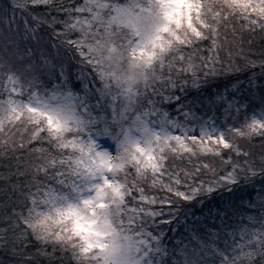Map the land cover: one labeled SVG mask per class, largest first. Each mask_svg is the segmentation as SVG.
<instances>
[{
	"label": "snow or ice",
	"instance_id": "1",
	"mask_svg": "<svg viewBox=\"0 0 264 264\" xmlns=\"http://www.w3.org/2000/svg\"><path fill=\"white\" fill-rule=\"evenodd\" d=\"M220 78L225 95L185 102ZM253 139L264 149V0H0V264H264Z\"/></svg>",
	"mask_w": 264,
	"mask_h": 264
},
{
	"label": "trees",
	"instance_id": "2",
	"mask_svg": "<svg viewBox=\"0 0 264 264\" xmlns=\"http://www.w3.org/2000/svg\"><path fill=\"white\" fill-rule=\"evenodd\" d=\"M259 40L260 38L257 36V43H259ZM241 79H243V77H241ZM234 83V78L231 81L226 78L216 80L210 79L199 91L189 89L185 97V102L190 103V105H207L210 97L223 96L225 94V86L228 85L229 88H231ZM201 111V108H197V115H199ZM208 115L216 118L217 126L224 124L222 105L219 100L216 103V110L213 111L209 108ZM231 123L232 121H228V125H231ZM245 146L255 156H258L260 152L264 150L261 148V142L259 139H253L251 143H246ZM217 167L219 168L218 161ZM242 198L246 199V196L239 189H237L235 193L221 191L214 193L211 197H204L202 203H196L189 208L187 220L181 216L180 224L164 226V243L169 248L176 245L177 242L187 243V237L191 234L190 229L196 224L198 217L203 221L204 217L209 216L210 210L212 215H215L217 212L228 207H236L240 204ZM172 228H175V231L171 230ZM49 251H51V249H49Z\"/></svg>",
	"mask_w": 264,
	"mask_h": 264
},
{
	"label": "rangeland",
	"instance_id": "3",
	"mask_svg": "<svg viewBox=\"0 0 264 264\" xmlns=\"http://www.w3.org/2000/svg\"><path fill=\"white\" fill-rule=\"evenodd\" d=\"M225 95V94H224Z\"/></svg>",
	"mask_w": 264,
	"mask_h": 264
}]
</instances>
